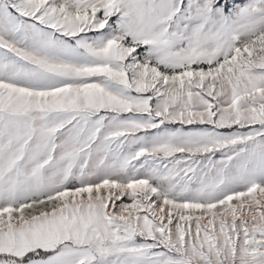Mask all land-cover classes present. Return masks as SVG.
I'll use <instances>...</instances> for the list:
<instances>
[{
	"label": "snow or ice",
	"instance_id": "6c2138e0",
	"mask_svg": "<svg viewBox=\"0 0 264 264\" xmlns=\"http://www.w3.org/2000/svg\"><path fill=\"white\" fill-rule=\"evenodd\" d=\"M0 264H264V0H0Z\"/></svg>",
	"mask_w": 264,
	"mask_h": 264
}]
</instances>
